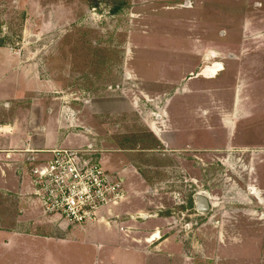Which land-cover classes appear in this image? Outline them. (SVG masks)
<instances>
[{
  "label": "rangeland",
  "instance_id": "rangeland-1",
  "mask_svg": "<svg viewBox=\"0 0 264 264\" xmlns=\"http://www.w3.org/2000/svg\"><path fill=\"white\" fill-rule=\"evenodd\" d=\"M1 64L10 92L69 106L93 160L123 155L140 181L118 221L130 247L264 264V0H0Z\"/></svg>",
  "mask_w": 264,
  "mask_h": 264
},
{
  "label": "crops",
  "instance_id": "crops-1",
  "mask_svg": "<svg viewBox=\"0 0 264 264\" xmlns=\"http://www.w3.org/2000/svg\"><path fill=\"white\" fill-rule=\"evenodd\" d=\"M207 56L214 54L209 51ZM216 66L220 63L209 68ZM15 70L22 75L26 69L19 66ZM11 71L0 65V264H118L117 253L126 258V264H169L170 254L163 242L159 243L162 250L145 256L129 246L122 232L118 221L127 190L139 188L140 181L125 170L121 154L100 156L106 169L102 168L122 181L124 199L111 210L114 219L65 227L57 226L54 218L42 211L31 195L30 167L48 160L49 150L82 148L80 136L89 143L92 130L86 128L82 135L70 133L68 128L76 120L68 114L69 106L50 102L44 110L41 96L29 93L36 90L31 82L18 83V90L10 92L7 78ZM76 242L81 247L77 257L73 253Z\"/></svg>",
  "mask_w": 264,
  "mask_h": 264
},
{
  "label": "built area",
  "instance_id": "built-area-1",
  "mask_svg": "<svg viewBox=\"0 0 264 264\" xmlns=\"http://www.w3.org/2000/svg\"><path fill=\"white\" fill-rule=\"evenodd\" d=\"M50 158L29 169L31 195L58 226L108 223L111 210L124 199L122 181L91 158L92 144L84 148H56ZM140 217L146 216L140 214Z\"/></svg>",
  "mask_w": 264,
  "mask_h": 264
},
{
  "label": "water",
  "instance_id": "water-1",
  "mask_svg": "<svg viewBox=\"0 0 264 264\" xmlns=\"http://www.w3.org/2000/svg\"><path fill=\"white\" fill-rule=\"evenodd\" d=\"M210 209H211L210 199L206 194L197 193L194 195V210L196 212L207 213L208 211H210Z\"/></svg>",
  "mask_w": 264,
  "mask_h": 264
},
{
  "label": "bare ground",
  "instance_id": "bare-ground-1",
  "mask_svg": "<svg viewBox=\"0 0 264 264\" xmlns=\"http://www.w3.org/2000/svg\"><path fill=\"white\" fill-rule=\"evenodd\" d=\"M188 3H186L187 5ZM213 71L219 72V70L217 68H215ZM204 74H208L207 72H204Z\"/></svg>",
  "mask_w": 264,
  "mask_h": 264
}]
</instances>
